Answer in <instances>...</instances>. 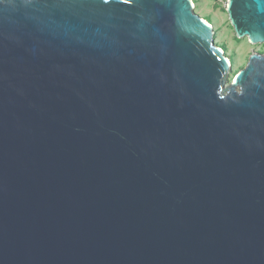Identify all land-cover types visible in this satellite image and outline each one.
Instances as JSON below:
<instances>
[{
	"label": "water",
	"instance_id": "95a60500",
	"mask_svg": "<svg viewBox=\"0 0 264 264\" xmlns=\"http://www.w3.org/2000/svg\"><path fill=\"white\" fill-rule=\"evenodd\" d=\"M264 44V0H228ZM192 0H0V264H264V52Z\"/></svg>",
	"mask_w": 264,
	"mask_h": 264
},
{
	"label": "rangeland",
	"instance_id": "374dc122",
	"mask_svg": "<svg viewBox=\"0 0 264 264\" xmlns=\"http://www.w3.org/2000/svg\"><path fill=\"white\" fill-rule=\"evenodd\" d=\"M195 12L209 22L214 30L215 45L222 49L229 59L231 69L228 82L245 68L251 55L264 52V44H252L247 38L239 39L228 16V0H192Z\"/></svg>",
	"mask_w": 264,
	"mask_h": 264
},
{
	"label": "snow or ice",
	"instance_id": "6c2138e0",
	"mask_svg": "<svg viewBox=\"0 0 264 264\" xmlns=\"http://www.w3.org/2000/svg\"><path fill=\"white\" fill-rule=\"evenodd\" d=\"M105 2H107V0H105Z\"/></svg>",
	"mask_w": 264,
	"mask_h": 264
},
{
	"label": "trees",
	"instance_id": "16d2710c",
	"mask_svg": "<svg viewBox=\"0 0 264 264\" xmlns=\"http://www.w3.org/2000/svg\"><path fill=\"white\" fill-rule=\"evenodd\" d=\"M222 49H225V47H224V48H222Z\"/></svg>",
	"mask_w": 264,
	"mask_h": 264
},
{
	"label": "bare ground",
	"instance_id": "6f19581e",
	"mask_svg": "<svg viewBox=\"0 0 264 264\" xmlns=\"http://www.w3.org/2000/svg\"><path fill=\"white\" fill-rule=\"evenodd\" d=\"M230 62V61H229Z\"/></svg>",
	"mask_w": 264,
	"mask_h": 264
}]
</instances>
